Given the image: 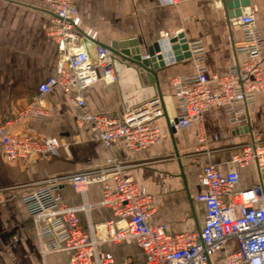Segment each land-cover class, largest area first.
<instances>
[{"label":"crops","instance_id":"crops-1","mask_svg":"<svg viewBox=\"0 0 264 264\" xmlns=\"http://www.w3.org/2000/svg\"><path fill=\"white\" fill-rule=\"evenodd\" d=\"M243 1L255 9V24L264 41V0H237L242 10L247 7L241 5ZM77 7L82 27L96 30L97 41L104 45L131 41L142 55L161 40V32L182 29L186 41L202 42L201 64L209 77L226 72L242 58L233 49V44L241 39L238 16L229 17L217 0H180L176 4L171 0H77ZM50 20L45 0H0V122L12 119L23 109L37 93L38 85L55 71L59 47L49 36ZM90 51L93 54L92 46ZM262 56L264 70V48ZM115 69L116 82L100 80L88 90L87 103L93 112L119 116L158 96L147 73L137 65L121 60ZM194 73V62L185 56L156 69L160 93L170 99L164 103L165 115L157 119L163 141L146 149L132 151L122 143L107 148L100 140H91L88 131L75 123L72 99L58 87L45 96L48 116L29 118L11 127L14 133L39 139L54 136L60 147L48 158L32 155L10 162L0 151V264H66L69 252L42 257L22 197L46 179L104 167L110 157L125 165L124 174L133 177L151 195V225L164 224L171 235L199 231L206 208L196 200L203 191L197 177L208 164L225 173L241 144L251 136L264 139V97L258 95L248 106L246 125L233 127L223 108L214 105L205 110L201 124L192 123L171 137L168 119L177 112L172 79ZM202 132L204 143L200 142ZM238 173L237 189L264 182V172L260 174L253 162L238 169ZM102 189V183H92L83 196L71 183L64 182L61 194L68 205L78 206L84 201L92 205L88 214L79 212L81 223L86 225L88 218L100 223L113 217L109 207L97 204ZM100 248L117 264H146L143 251L133 241L103 244ZM235 248L236 242L230 241L211 261Z\"/></svg>","mask_w":264,"mask_h":264},{"label":"built area","instance_id":"built-area-1","mask_svg":"<svg viewBox=\"0 0 264 264\" xmlns=\"http://www.w3.org/2000/svg\"><path fill=\"white\" fill-rule=\"evenodd\" d=\"M171 1L176 4L180 0ZM45 2L51 17L48 33L59 47V58L54 73L38 85L37 93L25 107L12 119L0 122V151L4 159L10 162L32 155L48 158L50 152L60 147L54 136L39 139L11 131V127L26 119L48 116L45 96L55 87L72 99L75 123L88 131L91 140H100L107 148L122 143L132 151L160 144L163 136L157 119L164 115V109L159 97L119 116L89 108L87 92L96 82L117 81L114 54L97 42L96 30L82 27L77 0ZM236 22L241 39L233 44V49L242 58L224 73L209 77L201 64L202 42L186 41L185 54L194 62L195 73L172 79L177 108L175 119L170 122L174 132L192 123L201 124L205 110L214 105L223 108L233 127L246 125L248 106L258 95L264 97V41L255 24V9L247 6ZM181 35L182 29L163 31L161 40ZM141 58L150 56L145 53ZM200 142H205L203 132ZM251 162L260 174L264 172L263 138L251 136L241 144L225 173L213 164L202 168L197 183L203 191L196 200L204 203L206 215L199 231L171 235L164 224L151 225L150 215L154 210L151 195L133 177L124 174L125 165L114 157L101 168L46 179L36 190L24 195L22 202L33 222L42 257L48 253L69 252L66 264H117L100 247L123 241H133L143 251L146 264H264V182L237 189L238 169ZM64 182L71 183L83 196L90 184L102 183V198L97 204L109 207L113 217L100 223L88 218L83 225L79 212L88 214L92 205L86 201L78 206L65 203L61 194ZM230 241L236 242V248L211 261Z\"/></svg>","mask_w":264,"mask_h":264},{"label":"water","instance_id":"water-1","mask_svg":"<svg viewBox=\"0 0 264 264\" xmlns=\"http://www.w3.org/2000/svg\"><path fill=\"white\" fill-rule=\"evenodd\" d=\"M218 3L224 6L229 17L240 16L242 13V9H239V2L237 0H217ZM239 5V6H238ZM241 5H246L243 1ZM248 6V5H246ZM239 10V11H237ZM236 10V11H235ZM244 10V9H243ZM100 45L109 47L114 54V68L116 62H120L121 60L129 61L144 70L147 73L149 83L151 85H155L158 96L163 102V109H165L164 103L170 98L163 97L159 90V83L156 75V69L163 68L169 62H173L174 60L181 59L183 56L188 57L187 54L182 53L187 48L186 40L181 35L179 38H174L170 40L162 39L157 41L156 44L152 45L148 48L146 53L149 54V59H142L141 54L138 49H135L136 43H132L131 41H122V42H113L111 45H104L97 41ZM155 52H160L159 55H154ZM116 73V69H115ZM117 76V73H116ZM165 115V113H164ZM167 115V114H166ZM176 112H174L173 117L168 119V127L170 130V136H173V129L170 128L171 119H175Z\"/></svg>","mask_w":264,"mask_h":264}]
</instances>
